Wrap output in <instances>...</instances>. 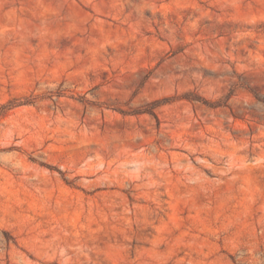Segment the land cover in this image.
Listing matches in <instances>:
<instances>
[{"label": "rangeland", "instance_id": "374dc122", "mask_svg": "<svg viewBox=\"0 0 264 264\" xmlns=\"http://www.w3.org/2000/svg\"><path fill=\"white\" fill-rule=\"evenodd\" d=\"M0 264H264V0H0Z\"/></svg>", "mask_w": 264, "mask_h": 264}, {"label": "trees", "instance_id": "16d2710c", "mask_svg": "<svg viewBox=\"0 0 264 264\" xmlns=\"http://www.w3.org/2000/svg\"><path fill=\"white\" fill-rule=\"evenodd\" d=\"M188 97V96H187ZM191 99H196V100H200V101H203L204 103H205V101L206 100H203L202 98H191ZM158 103H160V101H155V102H153V106H152V108H150V109H147V110H143V111H147V112H149V113H151V114H154V112H153V107L154 106H156V105H158ZM207 103V102H206ZM18 104H20V103H17L16 104V102H14V101H10L8 104H6V105H3L2 107H1V109L4 111V110H8V109H10V108H12L13 106H15V105H18Z\"/></svg>", "mask_w": 264, "mask_h": 264}]
</instances>
